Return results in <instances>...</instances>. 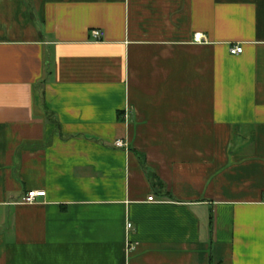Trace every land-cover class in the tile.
I'll use <instances>...</instances> for the list:
<instances>
[{"label": "crops", "instance_id": "1", "mask_svg": "<svg viewBox=\"0 0 264 264\" xmlns=\"http://www.w3.org/2000/svg\"><path fill=\"white\" fill-rule=\"evenodd\" d=\"M263 196L264 0H0V264H264Z\"/></svg>", "mask_w": 264, "mask_h": 264}, {"label": "built area", "instance_id": "2", "mask_svg": "<svg viewBox=\"0 0 264 264\" xmlns=\"http://www.w3.org/2000/svg\"><path fill=\"white\" fill-rule=\"evenodd\" d=\"M102 34L100 31H92L91 32V37L95 41H99L101 38ZM229 53L231 55H239L242 53V47L238 45L231 46L229 49ZM115 147L117 148H126V145L122 141H117L115 143ZM45 193L44 192H29L27 193L21 200L22 203L24 204H33L36 202V199L44 197ZM148 201L154 202L155 200L153 198H149ZM263 201H264V196H263ZM132 228L131 224L126 225V229L130 230ZM130 250H133V247L129 246Z\"/></svg>", "mask_w": 264, "mask_h": 264}, {"label": "trees", "instance_id": "3", "mask_svg": "<svg viewBox=\"0 0 264 264\" xmlns=\"http://www.w3.org/2000/svg\"><path fill=\"white\" fill-rule=\"evenodd\" d=\"M146 176L148 178V181L150 182L151 186L154 189H160L162 186V184L158 181V179L156 178V176L154 174H152L150 171L146 170ZM212 222V218L210 217V225Z\"/></svg>", "mask_w": 264, "mask_h": 264}]
</instances>
